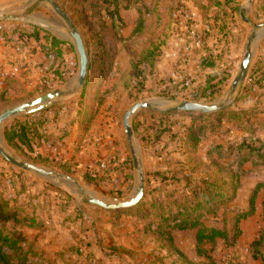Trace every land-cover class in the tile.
<instances>
[{
    "label": "rangeland",
    "instance_id": "1",
    "mask_svg": "<svg viewBox=\"0 0 264 264\" xmlns=\"http://www.w3.org/2000/svg\"><path fill=\"white\" fill-rule=\"evenodd\" d=\"M52 1L84 42L89 58L85 86L77 89L79 59L74 45L62 40L67 27L51 6L43 0H0V18L17 19L0 21V116L51 93H66L47 111L10 121L1 138L19 161L72 182L45 180L0 158V212L15 215L3 230L22 238L29 264H210L196 256L195 232L174 233L172 245L152 233L157 212L153 204L171 202L168 197L185 188L198 165L192 160L200 162L191 187L199 185L203 167L210 165L206 155L217 146L251 136L264 142V80L263 86L255 85L264 73L250 82L257 64L264 62V36L246 82L229 99L247 42L257 27L264 26V0H236L232 6L238 14L219 22L215 21L219 11L207 10L208 0ZM116 2L117 11L112 7ZM49 37L65 46L54 48ZM185 102L225 105L222 112H258L249 116V132L240 125L208 132L198 155L192 156L185 147L187 130L200 123L182 114L159 117ZM143 103L164 105L133 119L136 139L131 147L123 129L124 116ZM27 118L38 138L30 148L8 147L6 127ZM216 122L213 117L211 123ZM164 131L172 136L165 135L157 145L154 136ZM61 147L63 154L67 152L63 158L58 156ZM88 151L94 152L90 167L83 163L90 157ZM133 152L142 163L145 192L150 188L141 202L142 215L89 206L88 196L109 202L135 196L139 177ZM102 164L106 170H101ZM159 172L170 173L167 182L153 176ZM245 172L235 201L202 221L208 229L230 230L238 214L250 212L257 194L254 214L241 224L235 247L223 241L204 247L217 264H264V162L247 164ZM175 174L181 183L172 181ZM145 213L150 216L144 218Z\"/></svg>",
    "mask_w": 264,
    "mask_h": 264
},
{
    "label": "trees",
    "instance_id": "2",
    "mask_svg": "<svg viewBox=\"0 0 264 264\" xmlns=\"http://www.w3.org/2000/svg\"><path fill=\"white\" fill-rule=\"evenodd\" d=\"M117 1V0H116ZM236 0H208L207 10L217 9L219 11L215 21H224L234 14H238L239 10H233V3ZM115 11L120 8L118 2L112 6ZM158 9V8H157ZM203 9V8H201ZM33 10V9H32ZM31 10V11H32ZM231 12V15L230 13ZM234 13V14H233ZM113 18L115 23L119 18L116 15ZM205 20H208V15H204ZM139 24V23H138ZM43 33L39 31L38 33ZM37 41H40V35L34 36ZM48 40L52 43L54 48L65 46L64 43L57 39L50 38ZM257 71H253L250 77V82H255V76L258 73H264V62L257 64ZM256 66V67H257ZM263 75V74H262ZM263 80H259V86H263ZM248 90V88H247ZM203 97H206L203 95ZM258 110L237 112L235 110H227L221 112L217 116H203V115H180L193 117L196 123L187 130V138L185 147L190 150L191 155H198L199 147L207 139L208 132H215L218 129H223L224 126H245L244 132L247 130V121L249 116L256 114ZM174 114L163 113L159 117L169 119ZM213 117L217 118L215 124L211 123ZM247 119V120H246ZM17 122L4 131V139L10 148H30L31 145L38 138L37 131H33V126L28 122ZM246 120V121H245ZM138 127L134 130L138 133ZM172 132L164 131L158 132L154 136L157 145H159L165 135H171ZM216 157V158H215ZM206 159L210 162L209 166H204L202 169L203 179L199 180V185L191 187L194 178L193 176L199 170V162L194 161V170L191 171L193 175L191 179L186 181V186L183 190L175 191L174 195L168 198L171 202H155L153 208L157 210L154 215L155 223L152 225V233L157 236L162 242L170 245L173 244L172 235L181 232H195L196 256L210 261V264H217L213 262L209 254L204 250L206 246H215L218 241H223L229 244V247H235L236 242L241 237V224L254 214V207L257 198L255 193L250 202V212L238 214L232 220V229L224 227L222 230L208 229L202 221L207 215L216 214L219 210L229 204L233 203L241 190L242 180L247 173L245 167L249 163H256L257 161L264 162V142L258 138H245L240 140L237 144H227L224 146H217L214 150L206 155ZM170 173H154V177L161 178L163 182H167ZM173 182L181 183L174 175ZM150 188L144 193V200L149 196ZM143 200V201H144ZM143 203V202H142ZM141 203V204H142ZM138 209L122 212L128 215H142L141 209L143 204ZM6 208L7 206L4 205ZM144 218L150 216L149 213L143 215ZM15 220V215L11 212H0V264H29L30 255L22 248V238L6 234L3 229ZM10 235V236H9ZM264 242V237L261 242ZM257 242V243H261Z\"/></svg>",
    "mask_w": 264,
    "mask_h": 264
},
{
    "label": "water",
    "instance_id": "3",
    "mask_svg": "<svg viewBox=\"0 0 264 264\" xmlns=\"http://www.w3.org/2000/svg\"><path fill=\"white\" fill-rule=\"evenodd\" d=\"M43 1L51 6L54 13L65 23L67 27V33H66L67 36L64 37V39L62 40L72 43L75 47L79 59V75H78L77 89L81 90L85 86L89 71V58L82 37L80 33L76 30V28L73 26L70 18L62 11V9L54 1L52 0H43ZM242 18L246 24H250V22L246 18H244L243 16ZM15 20L17 19L0 18V21H15ZM263 36H264V26L257 27L255 31H253V33L251 34V37L247 42L245 54L241 62L239 73L233 82L232 90L229 94V99L235 96L246 82L252 62L254 60L255 49L257 48V45L259 44ZM65 96L66 93L63 92L51 93L34 102L25 104L21 107L10 110L5 114L1 115L0 116V158H2L3 161L11 165L12 167L22 172L34 174L45 180L60 179V180H67L68 182H72V180H70L69 178H63L62 176L56 175L54 173L46 172L35 166L19 161L4 148L1 138L2 130L4 129L5 125L8 124L10 121L17 119L19 117L33 116L42 113L44 111H47L55 105V101L60 100ZM159 105L163 106L164 103L139 104L134 108H132L130 112L125 114L123 120V129L125 136L127 138V142L131 147H134V141L136 139L132 126L133 119L142 111H149V110L156 111L157 109L154 106H159ZM224 108H226L225 105L222 107H216V106L210 107L202 104L185 102L175 106L174 108L168 109L166 113L199 114V115L208 116V115H215L221 113L224 110ZM132 157H133L134 169L139 177V185L136 190L135 196L132 199L125 202H119V201L109 202L104 199H98L94 196L92 197L88 196L89 201H87V204L89 206L100 209L105 212L117 213L121 211H129L136 209L141 204L145 192V175L143 172L142 163L138 159L139 158L138 155H136L133 152Z\"/></svg>",
    "mask_w": 264,
    "mask_h": 264
},
{
    "label": "crops",
    "instance_id": "4",
    "mask_svg": "<svg viewBox=\"0 0 264 264\" xmlns=\"http://www.w3.org/2000/svg\"><path fill=\"white\" fill-rule=\"evenodd\" d=\"M194 7H195V5H194ZM198 14H197V17H196V19H197V21H198ZM57 150H59L58 148H56V151ZM68 151V150H67ZM89 152V155H90V157L87 159L86 158V160H85V162H83L84 163V166H86V167H90V166H93V163H94V152H92V151H88ZM88 152H85V153H88ZM56 153V152H55ZM64 153V148L63 147H61L60 148V151H59V153H58V156H59V158H63V157H65V155L67 154V152H65V154H63ZM103 154H104V152H103ZM98 155V154H97ZM96 157H99V156H96ZM104 157V155H102V157H101V155H100V158L102 159Z\"/></svg>",
    "mask_w": 264,
    "mask_h": 264
},
{
    "label": "built area",
    "instance_id": "5",
    "mask_svg": "<svg viewBox=\"0 0 264 264\" xmlns=\"http://www.w3.org/2000/svg\"><path fill=\"white\" fill-rule=\"evenodd\" d=\"M101 170H106V165L102 164L101 165Z\"/></svg>",
    "mask_w": 264,
    "mask_h": 264
}]
</instances>
